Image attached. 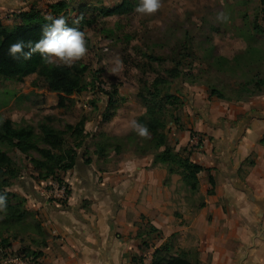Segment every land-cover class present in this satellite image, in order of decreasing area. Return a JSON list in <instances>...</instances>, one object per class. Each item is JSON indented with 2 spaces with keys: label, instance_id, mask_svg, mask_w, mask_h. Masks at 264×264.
<instances>
[{
  "label": "rangeland",
  "instance_id": "1",
  "mask_svg": "<svg viewBox=\"0 0 264 264\" xmlns=\"http://www.w3.org/2000/svg\"><path fill=\"white\" fill-rule=\"evenodd\" d=\"M68 1L70 8L84 7L86 14L95 19L85 31L88 54L77 62L87 68L83 74L86 89L72 95L61 108L57 105V94L38 74L23 80L0 78V117L10 118L17 126L30 124L37 133L42 124L51 126L61 132L68 147L76 150V158H91L93 151L104 147L105 161H116L120 157L137 162V156L144 155L138 145L142 138L128 125L146 110L139 94L158 75L165 76L166 69L175 66L178 60L182 75L170 82L168 92L179 100L175 106L168 107L164 117L169 143L176 150L185 148L191 153L199 147L203 136L197 123L213 107L239 106L264 93L236 100L239 83L255 74L264 75V32L254 29L256 24L264 31L262 0H162L163 7L153 16L134 11L139 0ZM124 1L131 4L130 11L111 16L100 13L103 7L110 8ZM46 3V0H16L15 8L8 6L0 11V20L4 27L11 28L17 23L20 6L44 8ZM220 13L229 17L228 22L218 20ZM149 55L162 57L163 62L150 61ZM117 59L122 62V70L111 74L109 69ZM211 85L222 90L225 99L211 95ZM79 122H84L85 131L81 137H76L67 126ZM0 148L13 158L19 169L7 191L22 195L36 191V187L45 189L50 180H56V177L38 179L31 162V158L40 157L37 152L23 154L6 145ZM168 180L174 188L170 212L177 223L182 216L181 204L193 211L204 197L201 185L199 193H192L182 184L180 176H167L165 181ZM3 221L4 211H0V264H8L12 256L28 262L11 247L4 249L3 246L17 240L11 241V231L5 229ZM141 223L142 247L150 249L160 243L162 235L149 230L150 223L145 217ZM10 229L17 230L20 237L27 235L33 230L32 218L12 224ZM175 241L176 246L192 254L197 252L193 239L184 241L180 233H176ZM205 261L206 264L211 262V256Z\"/></svg>",
  "mask_w": 264,
  "mask_h": 264
},
{
  "label": "crops",
  "instance_id": "2",
  "mask_svg": "<svg viewBox=\"0 0 264 264\" xmlns=\"http://www.w3.org/2000/svg\"><path fill=\"white\" fill-rule=\"evenodd\" d=\"M10 1L0 0V11L15 8ZM210 111L197 123L203 137L190 153L205 168L204 198L193 211L181 204L179 222L170 212L174 188L153 155L105 161L93 151L89 162L77 158L62 173L65 201L47 199L44 188L22 193L44 236L32 230L10 247L40 252L33 264H151L154 249L180 233L194 240L203 264L207 256L208 264H264V93ZM143 217L162 235L150 249L142 247Z\"/></svg>",
  "mask_w": 264,
  "mask_h": 264
},
{
  "label": "trees",
  "instance_id": "3",
  "mask_svg": "<svg viewBox=\"0 0 264 264\" xmlns=\"http://www.w3.org/2000/svg\"><path fill=\"white\" fill-rule=\"evenodd\" d=\"M44 8L30 7L28 9L20 8L16 15L17 23L6 28L0 20V78L23 80L29 75L38 74L42 76L48 88L55 92L58 97V107H65L67 101L72 95L81 94L86 85L83 80V74L86 71V66L75 64L72 67H54L43 63L39 53L33 54L29 60L14 59L8 54V49L11 43L23 41L38 42L43 37V26L49 21L45 20L46 15L53 17H64L68 26L79 28L85 32L87 28L93 25L95 19L86 14V9L70 8L68 0H46ZM264 4V0H262ZM132 9L129 2L124 1L117 6L110 8L103 7L100 11L104 16L122 15ZM77 21L78 23H74ZM254 29L258 33L263 34V29L258 25ZM25 51L29 49L25 47ZM150 61L158 63L163 62L162 57L148 56ZM181 61L175 62V66L166 69L165 76H157L147 85L139 94L145 105V112L140 115L137 121L148 127L151 138H142V143L138 144L143 153L153 155L152 165L161 164L167 170L168 176L178 175L182 184L192 193H199L200 179L199 174L205 168L191 160L190 153L186 149L176 150L169 143L167 135V123L165 113L168 107L175 106L178 102V97L168 92L170 82L182 75L179 70ZM210 94L215 95L220 99H225L226 94L214 86L209 88ZM264 91V75L255 74L254 76L245 79L244 82L238 84L236 100H240L245 96L260 94ZM236 92V93H237ZM110 95L109 97H112ZM68 129L73 131L76 137H81L85 131L84 122H79L75 125H68ZM39 133L35 132L32 125L17 126L10 118L0 117V145L17 149L23 154H29L32 151L37 152L39 158H31L35 170L38 172V179H48L56 177V180L64 182L61 178L62 173L68 171L76 165V150L68 147L61 132L53 129L47 124H42L39 128ZM40 134V135H38ZM43 146H41V144ZM96 150L95 153L102 156L104 152ZM149 155V154H148ZM89 162V159L85 160ZM19 169L13 158L0 148V194L6 195L7 207L4 211V219L2 222L12 234V239H17L20 234L18 231L10 229L13 225L21 223L27 217H31L33 221V230H38L42 236L43 230L38 222V217L33 212L26 209V199L24 196L17 193L7 191L10 188L12 181L18 176ZM209 183L213 186L214 181L212 176L208 178ZM212 189L208 190L207 194H211ZM69 194V190H68ZM202 204H200L201 206ZM149 230L161 232L149 225ZM176 234H171L159 246H157L152 254L151 264H203L196 252L192 254L189 250L176 246ZM44 240H42L43 242ZM11 242V241H10ZM4 243V241H3ZM44 244V243H43ZM10 243L3 246L4 249L10 247ZM20 256L28 260V264H33L37 257L41 255L39 252L21 249L18 252ZM136 260V259H135Z\"/></svg>",
  "mask_w": 264,
  "mask_h": 264
},
{
  "label": "clouds",
  "instance_id": "4",
  "mask_svg": "<svg viewBox=\"0 0 264 264\" xmlns=\"http://www.w3.org/2000/svg\"><path fill=\"white\" fill-rule=\"evenodd\" d=\"M163 7L162 0H139L134 11L143 16H153ZM218 20L228 22L229 17L224 13L218 14ZM45 20L49 21L43 26V37L34 44L23 41L11 43L8 54L14 59L24 60L32 58L33 54L39 53L44 64L54 67H72L78 61L83 60L88 54V40L85 32L77 27L68 26L64 17H53L46 15ZM74 23H78L74 21ZM25 47L29 50L25 51ZM122 70V62L118 59L114 66L109 69L111 74H118ZM128 127L139 137L150 139L151 134L148 127L133 119ZM7 207L6 195L0 194V211Z\"/></svg>",
  "mask_w": 264,
  "mask_h": 264
},
{
  "label": "built area",
  "instance_id": "5",
  "mask_svg": "<svg viewBox=\"0 0 264 264\" xmlns=\"http://www.w3.org/2000/svg\"><path fill=\"white\" fill-rule=\"evenodd\" d=\"M68 190H69V187L67 186L65 182H61V181L53 179L48 182V187L45 188V190L43 191V194L49 200L52 199L53 201H56V202H63L67 199L69 195ZM9 263L10 264H28L26 260H22L18 256L10 257Z\"/></svg>",
  "mask_w": 264,
  "mask_h": 264
}]
</instances>
